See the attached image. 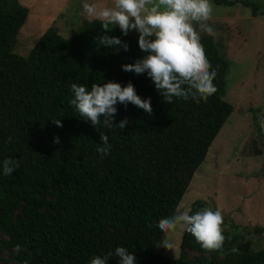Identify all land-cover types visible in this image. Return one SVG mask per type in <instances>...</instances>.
Here are the masks:
<instances>
[{
	"label": "trees",
	"instance_id": "16d2710c",
	"mask_svg": "<svg viewBox=\"0 0 264 264\" xmlns=\"http://www.w3.org/2000/svg\"><path fill=\"white\" fill-rule=\"evenodd\" d=\"M211 1L240 4L258 17L257 1ZM27 17L19 0H0V263L90 264L96 255L125 247L136 264H264V249L247 248L236 226L224 230L228 239L221 251L206 252L185 230L178 257H164L166 248L160 247L165 235L156 225L176 214L234 111L224 100L231 62L214 37L202 36L201 43L217 71V92L207 102L166 104L146 73L122 70L145 55L132 32L124 36L118 27L105 32L98 20L85 19L68 38L50 27L22 57L12 49ZM105 34L119 37L129 50L98 46L95 38ZM109 81L131 82L142 99L151 98L153 113L118 103L114 123L127 118L125 128L97 130L69 104L71 85L90 90L93 83ZM100 132L111 145L103 157L97 151ZM7 158L20 162L10 176L2 172ZM206 207L197 200L189 214ZM118 260L113 256L108 264Z\"/></svg>",
	"mask_w": 264,
	"mask_h": 264
},
{
	"label": "clouds",
	"instance_id": "9594fccd",
	"mask_svg": "<svg viewBox=\"0 0 264 264\" xmlns=\"http://www.w3.org/2000/svg\"><path fill=\"white\" fill-rule=\"evenodd\" d=\"M82 8L89 22L98 20L105 32L118 27L124 36L134 30L139 33V48L145 55L135 63L122 65V70L137 75L146 73L166 104H173L175 99L207 102L217 92L214 84L217 71L207 59L200 37L201 32L214 34L208 23L214 10L210 0H113L110 6H99L85 0ZM95 39L98 46L117 51L129 50V45L116 36L105 34ZM71 90L74 98L69 100V104L97 130L101 125L109 129L114 126L122 130L125 128L127 118L119 124L114 123L118 103L125 107L131 103L149 115L153 113L151 98L142 99L131 82L126 86L113 81L93 83L90 90L87 85L73 83ZM258 122L264 131V113L258 115ZM54 123L58 127L63 126L61 120H54ZM100 137L102 146L97 151L103 157L110 154L111 145L106 133L100 132ZM11 140L9 137L6 142L11 143ZM54 143H60L58 137ZM19 166L18 159H4L3 175L10 176ZM223 225L221 210L206 207L195 214L178 211L170 217L161 218L156 226L166 237L177 228L183 229L195 238L203 250L214 252L221 251L228 239ZM152 226L148 225L149 228ZM160 247L175 250V244L168 239ZM21 251L22 246L15 245L14 252L19 254ZM113 256L119 258L118 264H136V256L125 247H117L114 253L108 252L104 256L96 255L90 264H108ZM23 264H29L28 260H24Z\"/></svg>",
	"mask_w": 264,
	"mask_h": 264
},
{
	"label": "rangeland",
	"instance_id": "374dc122",
	"mask_svg": "<svg viewBox=\"0 0 264 264\" xmlns=\"http://www.w3.org/2000/svg\"><path fill=\"white\" fill-rule=\"evenodd\" d=\"M19 1L28 8V17L12 49L18 56H28L55 20L60 35L68 38L88 19L82 8L85 0ZM250 1L260 4L258 17L240 4L218 6L210 0L214 6L208 22L214 30L212 36L231 62L224 100L234 111L212 143L176 213L190 212L195 201H204L208 207L221 210L224 230L239 227L247 248L258 250L264 249V131L258 122V115L264 113V0ZM87 2L110 6L113 0ZM132 33L139 38L137 31ZM205 35L209 34L200 33V37ZM258 228L262 229L259 233ZM183 231L177 228L164 237L163 241L175 244V250L162 247L164 257L179 256ZM157 252L161 253V248Z\"/></svg>",
	"mask_w": 264,
	"mask_h": 264
},
{
	"label": "crops",
	"instance_id": "0c3cea01",
	"mask_svg": "<svg viewBox=\"0 0 264 264\" xmlns=\"http://www.w3.org/2000/svg\"><path fill=\"white\" fill-rule=\"evenodd\" d=\"M68 1H69V0H66L65 3H67ZM25 2H27V0H25ZM31 5H32V4H31ZM86 20H88V19H86ZM23 26H24V25H23ZM53 27L56 28L57 31L60 33L59 25H57L56 20H55V22H54Z\"/></svg>",
	"mask_w": 264,
	"mask_h": 264
}]
</instances>
